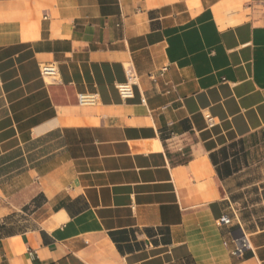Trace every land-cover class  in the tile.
<instances>
[{
  "label": "crops",
  "instance_id": "1",
  "mask_svg": "<svg viewBox=\"0 0 264 264\" xmlns=\"http://www.w3.org/2000/svg\"><path fill=\"white\" fill-rule=\"evenodd\" d=\"M0 264H264V0H0Z\"/></svg>",
  "mask_w": 264,
  "mask_h": 264
},
{
  "label": "built area",
  "instance_id": "2",
  "mask_svg": "<svg viewBox=\"0 0 264 264\" xmlns=\"http://www.w3.org/2000/svg\"><path fill=\"white\" fill-rule=\"evenodd\" d=\"M41 77L45 82L56 83L59 81V69L57 64L48 63L43 64L40 68ZM134 83V77L130 76L125 84H121L118 87L119 93L124 100L133 97L132 86ZM79 104L81 106H95L97 103V97L94 94H82L79 96ZM222 226H230L232 224L231 219L228 216H223L220 220ZM250 249V244L246 238H241L238 242V246L234 252V256L242 258L244 253Z\"/></svg>",
  "mask_w": 264,
  "mask_h": 264
},
{
  "label": "rangeland",
  "instance_id": "3",
  "mask_svg": "<svg viewBox=\"0 0 264 264\" xmlns=\"http://www.w3.org/2000/svg\"><path fill=\"white\" fill-rule=\"evenodd\" d=\"M255 145V143H239L231 149L230 152L237 156L240 166H246L252 162L250 157L251 149L255 147Z\"/></svg>",
  "mask_w": 264,
  "mask_h": 264
},
{
  "label": "trees",
  "instance_id": "4",
  "mask_svg": "<svg viewBox=\"0 0 264 264\" xmlns=\"http://www.w3.org/2000/svg\"><path fill=\"white\" fill-rule=\"evenodd\" d=\"M243 143V142H242ZM237 144H234V145H231V146H229L228 148L231 150V149H233L235 146H236ZM227 152V148L226 149H224V152Z\"/></svg>",
  "mask_w": 264,
  "mask_h": 264
}]
</instances>
